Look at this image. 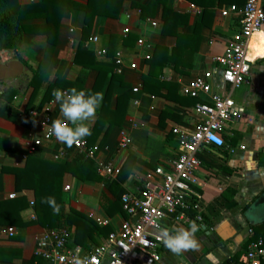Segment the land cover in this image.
I'll use <instances>...</instances> for the list:
<instances>
[{"label": "crops", "instance_id": "crops-1", "mask_svg": "<svg viewBox=\"0 0 264 264\" xmlns=\"http://www.w3.org/2000/svg\"><path fill=\"white\" fill-rule=\"evenodd\" d=\"M10 2L23 35L18 51L0 50V229L13 227L16 235L0 238V264H44L34 256L38 238L49 230L36 223V186L41 181V187L53 186L65 212L91 227L82 232L83 244L75 243L74 226L71 230L72 244L85 252L119 231L128 220L122 193L159 181L155 169L169 170L180 153L172 131L191 133L199 123L194 106L207 97L183 96L182 86L209 72L212 92L229 94L214 58L224 53L240 24L237 14L222 18L220 12L231 5L242 8L246 0ZM258 33L248 47L250 85L231 93L240 119L226 124L225 141L236 150L198 154L195 175L205 226L196 233L200 247L175 254L161 244L156 264H240L248 243L262 239L253 237L264 234V27ZM90 38L97 42L89 43ZM139 39L146 48L138 46ZM97 50H106V56L97 57ZM116 52L124 64L121 75L113 72ZM146 55L153 59L145 60ZM131 64L137 68L131 70ZM72 87L103 93L85 140L98 145L96 161L120 169L116 178L99 175L91 160L82 170L73 147L42 138L43 109L49 106L53 120L62 118L53 90ZM123 132L130 137L126 151L118 146ZM35 139L41 145L29 154L26 143ZM181 226L187 228L165 225Z\"/></svg>", "mask_w": 264, "mask_h": 264}, {"label": "built area", "instance_id": "built-area-1", "mask_svg": "<svg viewBox=\"0 0 264 264\" xmlns=\"http://www.w3.org/2000/svg\"><path fill=\"white\" fill-rule=\"evenodd\" d=\"M28 1L35 2L36 0ZM195 12L200 14V10L195 9ZM229 14L239 16L240 28L225 47L224 53L214 58V61L221 69L222 82L230 92L224 95L213 93L209 72L203 73L188 85L182 86L183 96L190 98L205 96L207 99L194 106L199 123L193 132L188 133L179 129L172 131L177 138L180 153L171 161L170 169L164 170L158 167L154 173L160 178L159 181L146 182L139 192L125 190L122 193L121 208L128 220L122 224L119 231L111 233L101 245L85 252L81 246L72 244L71 231L54 228L45 230L38 238L34 249L36 258L42 259L44 264H68L70 255L77 247H80L83 249L82 255L96 256L99 264L104 260L106 264H156L161 258L159 248L162 242L158 239L161 226L181 223L188 227L189 222L195 220L200 229L205 228L200 202L201 195L197 190L200 182L195 175L201 164L198 154L205 149L225 148L229 153H234L236 150L227 146L225 141L226 124L232 119H240L234 113L235 103L231 98V93L250 85V63L252 61L248 57V47L253 35L264 27V0H246L242 8L231 5L220 12L222 18H226ZM150 25L157 27L155 21H151ZM127 33L128 30L125 29L123 35ZM96 42V38L89 40V43ZM137 44L139 47L146 48L147 46L144 39H139ZM95 53L97 57H105L107 54L106 50H97ZM149 58L150 55L144 57L145 60ZM112 59L113 72L121 75L124 70L121 53L116 52ZM136 68L135 64L130 65L131 70ZM132 91L139 92L140 86H135ZM135 104L138 102L135 101ZM50 111L49 106L43 109L42 138L47 141H58L55 136L47 134V129L53 121ZM35 115L36 112H29V116ZM40 145L41 140H29L26 143L27 152L31 154ZM129 145L130 137L125 132L121 133L119 149L126 151ZM72 147L80 156L95 161L99 175L108 179L119 175V168L96 161L98 145L89 146L84 138L79 146L73 145ZM238 149L244 150V147L239 146ZM55 159H59V155H56ZM14 198V194L8 196L9 200ZM30 206H33L32 202ZM31 219H35L34 213ZM248 232L251 234V230ZM15 235L16 231L13 227L0 229V238ZM240 264H264V243L261 238L248 243Z\"/></svg>", "mask_w": 264, "mask_h": 264}, {"label": "clouds", "instance_id": "clouds-1", "mask_svg": "<svg viewBox=\"0 0 264 264\" xmlns=\"http://www.w3.org/2000/svg\"><path fill=\"white\" fill-rule=\"evenodd\" d=\"M52 95L59 104L62 118L51 122L47 134L55 136L59 142L66 144L68 147L79 146L85 137L92 134L91 125L96 118L97 110L102 105L103 93L89 92L84 89L78 90L72 87L67 91L54 89ZM41 203L47 204L52 209L53 214L59 215L60 205L54 196L42 197ZM199 230L200 226L195 220L190 221L187 228L181 226L170 229L161 226L158 239L161 240L164 247L175 254L189 250L194 251L200 247L196 236ZM82 252L83 249L77 247L70 255L68 264H99L96 256L82 255ZM61 259H64V257H61Z\"/></svg>", "mask_w": 264, "mask_h": 264}, {"label": "trees", "instance_id": "trees-1", "mask_svg": "<svg viewBox=\"0 0 264 264\" xmlns=\"http://www.w3.org/2000/svg\"><path fill=\"white\" fill-rule=\"evenodd\" d=\"M10 1L11 0H0V50L12 49L14 51H18L22 43L23 31L19 25L17 17L12 12ZM152 59L153 58L150 56L148 60L151 61ZM76 157L82 159L80 160L81 161L80 168L82 170L90 167L91 161L89 159L83 156H80V155H77ZM18 171H16L17 186L20 183V172ZM74 171L76 173V169H74ZM41 186H43L42 181H41V184L36 186V187H39V191L38 190L36 191L37 193L36 197L38 200L36 201L34 205V211H35L36 219H37L36 223L43 228H49V229L64 228L69 231H71L72 227L74 226V230H73L74 241L76 244H83L82 232L85 229H90L91 227L81 217L73 213L65 212V206H64L63 200L60 197L61 195L59 192L53 191L54 190L53 186H50L51 189H49L48 186H45V187H41ZM40 187L42 191H40ZM47 196L55 197L57 203L60 205L59 215L53 214L52 209L47 204L41 203V198L47 197ZM259 236H261L262 239L264 240V234L263 235L262 234L253 235L254 238H257Z\"/></svg>", "mask_w": 264, "mask_h": 264}, {"label": "bare ground", "instance_id": "bare-ground-1", "mask_svg": "<svg viewBox=\"0 0 264 264\" xmlns=\"http://www.w3.org/2000/svg\"><path fill=\"white\" fill-rule=\"evenodd\" d=\"M259 33H260V32H259ZM259 33H258V34H259ZM255 35H257V34H255ZM253 36H254V35H253Z\"/></svg>", "mask_w": 264, "mask_h": 264}]
</instances>
